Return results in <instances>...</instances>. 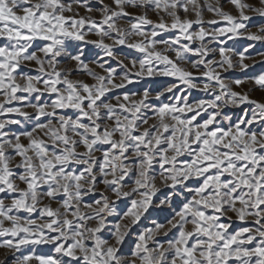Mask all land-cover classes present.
I'll use <instances>...</instances> for the list:
<instances>
[{"label":"snow or ice","instance_id":"1","mask_svg":"<svg viewBox=\"0 0 264 264\" xmlns=\"http://www.w3.org/2000/svg\"><path fill=\"white\" fill-rule=\"evenodd\" d=\"M227 3L0 0L5 258L264 264V102L236 90L264 71L226 75L264 61L225 46L264 42V0Z\"/></svg>","mask_w":264,"mask_h":264},{"label":"rangeland","instance_id":"2","mask_svg":"<svg viewBox=\"0 0 264 264\" xmlns=\"http://www.w3.org/2000/svg\"><path fill=\"white\" fill-rule=\"evenodd\" d=\"M106 2H110V0H106ZM250 3H255L256 0H249ZM221 3L224 5L225 10H233L232 6L227 3V0H221ZM95 6V5H94ZM129 11L133 12H139L142 11L140 9H129ZM234 11V10H233ZM81 12L83 13V9H81ZM205 18L210 19L212 18V14L207 12V9H205ZM152 19H156L155 15L151 14ZM123 23V21H122ZM261 23H264V21H261L260 19H255L251 22L252 26L250 28L251 31H256V27L259 26ZM195 27V26H194ZM164 38H167V35H165ZM0 43H3V41H0ZM253 45L251 48L248 49V52L246 53V56L249 57V59H246V63L251 64L253 60L255 61H264V55H261V53H264V42L259 41H250L244 37H237L232 40H227L225 46L229 48H236L237 51H242L244 48L248 47V45ZM87 49L90 51H98L96 49H93L91 45L87 46ZM129 54L132 55H139L138 53L132 52V50L129 49H122L118 50V54ZM110 63L115 66L114 61H110ZM262 71H264V63H257L254 67H251L249 70H247L246 73H242L239 70L226 74L229 76V78L235 79V78H241L244 75L247 76H253L258 75ZM86 78V77H85ZM167 82H171V78H158L155 81L151 79H146L145 81L141 82L140 85L135 86L136 88H139L142 90L143 87H151L153 89V94L155 91L160 90L162 86H164ZM237 91H249L250 96L252 99L264 102V89H260L259 87H256L252 84H244L242 88H237ZM206 94L198 93L193 91L191 94L190 99L192 98H200L201 96H204ZM171 98V94H166V96L163 98L165 102H167ZM245 107H248L249 109L252 108L251 105H246ZM237 113L239 110H235ZM11 118L17 119L19 117L13 115ZM16 126H12L13 130ZM25 251V250H22ZM36 251L38 254H52L50 246H36ZM125 251H127V246L125 247ZM5 252L6 250L3 248H0V260H5V264H14V260L16 257H18L21 253H17L16 257H12L9 255L7 258H5Z\"/></svg>","mask_w":264,"mask_h":264}]
</instances>
